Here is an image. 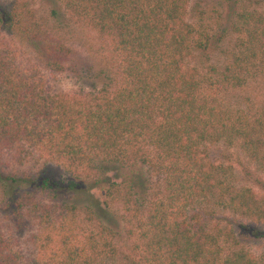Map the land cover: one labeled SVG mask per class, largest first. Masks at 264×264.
Segmentation results:
<instances>
[{"label": "trees", "instance_id": "1", "mask_svg": "<svg viewBox=\"0 0 264 264\" xmlns=\"http://www.w3.org/2000/svg\"><path fill=\"white\" fill-rule=\"evenodd\" d=\"M53 1V18L59 12L89 27L107 43L111 64L84 71L96 84L88 91L49 93L39 69L0 50V155L21 164L43 154L72 173L69 189L83 176L104 174L105 204L122 205L136 264H264V254L247 245L250 237L264 238V195L234 183L232 164L209 151L218 143L237 147L264 173V95L228 96L264 80V0ZM224 8L229 20L218 34ZM0 30L36 44L46 39L47 69L81 73L71 49L41 29L27 1L0 4ZM139 163L160 174L163 185L145 203L136 198L137 177L111 173ZM3 173L0 184L13 192L8 200L17 216L29 204L44 233L34 235L45 254L35 264H117L118 232L91 205L57 201L60 187L49 176L39 192L49 190L53 199L37 202L34 180ZM204 203L211 207L204 210ZM0 264H23L1 228Z\"/></svg>", "mask_w": 264, "mask_h": 264}, {"label": "rangeland", "instance_id": "2", "mask_svg": "<svg viewBox=\"0 0 264 264\" xmlns=\"http://www.w3.org/2000/svg\"><path fill=\"white\" fill-rule=\"evenodd\" d=\"M11 0H0L1 3H7ZM29 3L30 8L33 10L37 22L41 25V29L45 32H52V39L63 42L72 53L71 64L75 65L81 73L77 74L71 70L64 71H51L45 67L44 46L47 42L42 41L32 43L25 40H21L18 37L8 35L5 31L0 30V50H8L16 60L28 67L39 69L42 72V76L45 81V89L49 93H78L81 91H88L94 87L95 80L92 76L84 75V71L90 69L94 74L102 68H109L108 64H111V51L107 47V43H104L98 38L95 32L83 23L79 22L75 18L69 16L62 17L58 12L57 17L52 16L51 9H58V6L54 4L53 0H25ZM209 3L217 4L222 3V0H208ZM210 4V5H211ZM231 4V3H230ZM228 8V7H227ZM224 8L220 10L226 16V20L222 21L218 25H215V30L220 31L227 28L228 24V9ZM217 14L214 15L216 18ZM220 21L219 19H217ZM227 22V23H225ZM42 37V36H41ZM51 38V37H50ZM83 72V74H82ZM98 82V84H100ZM99 86V85H97ZM264 95V80L251 83L248 87L235 90L229 93V97L233 101H244L246 97L256 99L257 97ZM145 152L146 147L141 148ZM209 151L211 158L218 159L221 162L232 164L233 173L232 181L238 186H249L258 196L264 195V173L257 171L255 165L245 156V154L237 147H226L222 143L217 145H210ZM15 156V155H14ZM0 170L3 174H13L19 179H27V181L34 180V183L30 186L33 190H38L36 195V201L41 203H50L53 199V194L49 190L44 189L40 191L41 180L45 176H49L50 182L55 183L54 187H60L57 189V201L68 200L75 203L80 207L91 205L93 211L99 219L107 225L115 228L118 232V238L116 243L119 249L117 264H136L129 258L132 255L129 246L132 241L127 238L124 231L126 227L125 222L122 219V205L120 203L105 204V183L104 174L94 173L89 176H83L81 179L82 185L78 188L69 189V181L74 178L72 173H68L62 165L57 161L40 153H33L27 160L21 164L17 163L16 157L4 153L0 155ZM112 177H117L122 173L124 179L129 180L132 176L138 178L139 186L135 188L137 193L136 198L140 203L152 199L159 195L163 189L161 175L153 173L152 170L146 164H137L135 168H125L119 171L114 170L111 172ZM111 175V174H110ZM84 182V183H83ZM84 185V186H83ZM84 187V188H83ZM13 188V187H11ZM85 189V190H84ZM89 190V194L86 192ZM16 193V192H15ZM13 192L0 184V228L2 229L4 236L8 239L13 249L22 255L23 264H35L40 262L45 254L41 251L39 246L40 241L34 237L38 235L42 229L36 224V222L28 215V207L22 209V218L17 216L15 211V204L8 200L12 197ZM208 205V203H206ZM202 207L207 210L211 207ZM218 210V209H213ZM219 211V210H218ZM228 218L232 217L231 213L222 214ZM239 221L241 217L235 216ZM234 218V219H236ZM82 218H77L78 223ZM71 225L72 229L78 233L79 238L82 237V229L77 231V224ZM86 225V224H83ZM84 229V228H83ZM48 230H45V233ZM53 234V231H48ZM44 234V233H43ZM54 235V234H53ZM248 247L256 254H264V238L254 237L249 238Z\"/></svg>", "mask_w": 264, "mask_h": 264}]
</instances>
